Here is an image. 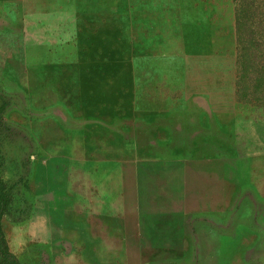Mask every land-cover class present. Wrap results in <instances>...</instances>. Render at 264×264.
<instances>
[{
    "label": "rangeland",
    "instance_id": "1",
    "mask_svg": "<svg viewBox=\"0 0 264 264\" xmlns=\"http://www.w3.org/2000/svg\"><path fill=\"white\" fill-rule=\"evenodd\" d=\"M263 1L0 0L20 264H264Z\"/></svg>",
    "mask_w": 264,
    "mask_h": 264
},
{
    "label": "trees",
    "instance_id": "2",
    "mask_svg": "<svg viewBox=\"0 0 264 264\" xmlns=\"http://www.w3.org/2000/svg\"><path fill=\"white\" fill-rule=\"evenodd\" d=\"M264 2V1H263ZM264 15V11H260ZM251 39L256 42L260 36L256 35L254 29L248 30ZM255 34V35H254ZM256 38V39H255ZM258 43V41H257ZM12 186H9L0 173V264H20L18 258L13 254L8 246V242L3 229V219L13 203Z\"/></svg>",
    "mask_w": 264,
    "mask_h": 264
}]
</instances>
